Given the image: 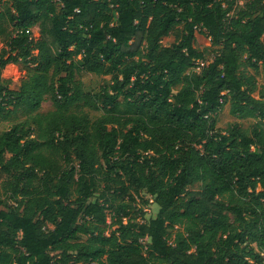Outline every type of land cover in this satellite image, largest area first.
<instances>
[{"label":"trees","instance_id":"obj_1","mask_svg":"<svg viewBox=\"0 0 264 264\" xmlns=\"http://www.w3.org/2000/svg\"><path fill=\"white\" fill-rule=\"evenodd\" d=\"M0 41V264H264V0H0Z\"/></svg>","mask_w":264,"mask_h":264},{"label":"rangeland","instance_id":"obj_2","mask_svg":"<svg viewBox=\"0 0 264 264\" xmlns=\"http://www.w3.org/2000/svg\"><path fill=\"white\" fill-rule=\"evenodd\" d=\"M40 36L39 29L37 26H34L30 29V37L34 40L38 39ZM173 40V36L170 35L168 38H166L162 43H169ZM196 47L199 50L203 51L204 54V60L203 63H207L212 60L215 47H212L210 45V41L208 38H205L203 36L199 37L196 42ZM36 50L32 52L33 55H36ZM9 52L7 51V47L4 45L2 41H0V56H3L4 58L7 57ZM25 65H28L27 63L22 62L21 60H18L17 62L13 63H7L4 67L1 68V76L4 79H10L14 84V88H18V83L20 79L25 78V70H23V67H27ZM198 69V67L196 68ZM246 71L249 73L254 74L255 81H256V92L255 96L257 95V91L261 89V87L264 86V72L259 67L258 71L255 72L251 68H246ZM82 80L86 85H94V88H97L99 84H106L110 81V76H102V77H96L89 73H83ZM51 101L48 98H45L41 103L40 107L36 110L38 112H46L47 110L51 109ZM26 112L22 108H17L11 115H9L5 119L0 118V131L6 130L9 127H11L13 124L23 120L26 118ZM233 122H240L243 125H246L245 119H237L236 117H233L228 112L227 105L223 107V109L218 114V122L217 126L221 129H224L229 124ZM34 136V135H32ZM188 189L192 192L197 191L199 189L198 184H193L188 187ZM1 193V191H0ZM97 194H95L96 196ZM145 197L148 199V203L142 204L138 199L135 201V210L137 211L138 208H140L143 212V217L140 219V221H147L150 217H153L157 211L156 204L152 201L151 196L145 195ZM7 202H10V200H7ZM108 212V222L110 221L109 217L112 215V212L110 210H107ZM137 213V212H136ZM111 228H114L112 226ZM110 228V229H111ZM144 242H148V238L143 239Z\"/></svg>","mask_w":264,"mask_h":264},{"label":"built area","instance_id":"obj_3","mask_svg":"<svg viewBox=\"0 0 264 264\" xmlns=\"http://www.w3.org/2000/svg\"><path fill=\"white\" fill-rule=\"evenodd\" d=\"M76 11H78V10H76Z\"/></svg>","mask_w":264,"mask_h":264}]
</instances>
